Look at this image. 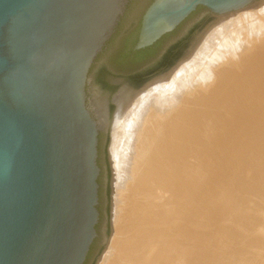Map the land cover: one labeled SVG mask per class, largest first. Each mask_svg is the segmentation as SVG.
Returning a JSON list of instances; mask_svg holds the SVG:
<instances>
[{"label":"water","instance_id":"95a60500","mask_svg":"<svg viewBox=\"0 0 264 264\" xmlns=\"http://www.w3.org/2000/svg\"><path fill=\"white\" fill-rule=\"evenodd\" d=\"M262 1L143 0L130 11L134 52L201 9L154 54L108 67L99 59L133 0H0V264H97L112 234L114 96L168 74L208 24Z\"/></svg>","mask_w":264,"mask_h":264},{"label":"bare ground","instance_id":"6f19581e","mask_svg":"<svg viewBox=\"0 0 264 264\" xmlns=\"http://www.w3.org/2000/svg\"><path fill=\"white\" fill-rule=\"evenodd\" d=\"M113 103L112 234L97 264H192L213 148L264 126V0L208 24L168 74Z\"/></svg>","mask_w":264,"mask_h":264},{"label":"rangeland","instance_id":"374dc122","mask_svg":"<svg viewBox=\"0 0 264 264\" xmlns=\"http://www.w3.org/2000/svg\"><path fill=\"white\" fill-rule=\"evenodd\" d=\"M263 130L247 122L240 145L213 148L215 158L202 183L208 200L203 210H195L189 247L183 240L192 264H264Z\"/></svg>","mask_w":264,"mask_h":264},{"label":"flooded vegetation","instance_id":"af4514ba","mask_svg":"<svg viewBox=\"0 0 264 264\" xmlns=\"http://www.w3.org/2000/svg\"><path fill=\"white\" fill-rule=\"evenodd\" d=\"M143 0H133V2L131 3V5L128 7L127 9V12L125 13V16L123 17L121 23L119 24V27H118V31H117V34L115 36H117V39L116 41L114 42H110L108 47H107V50L105 51V53H103L104 55L99 59V62H106L107 66L109 67V60L111 58H113L115 52L117 51V48H118V43H120L121 40H124V38L128 37L133 31H135L136 29L139 28V25H140V22L138 24V27H136L135 29H132V28H129L128 24L130 23V18H131V13L130 11H133V9L137 6V4H139L140 2H142ZM153 0H148L147 2V5H146V8L149 4H151ZM145 8V9H146ZM200 10V9H199ZM198 10V11H199ZM197 11V12H198ZM196 12V13H197ZM194 13L189 19H187L184 23H182L175 32H173L172 34H169L165 37H163L160 41L158 42H161L163 39L169 37V36H172L173 34H175L176 32H178L181 28H183L184 26H186L187 22H189L191 20V18L196 14ZM114 36V37H115ZM113 40V39H112ZM157 42V43H158ZM156 43V44H157ZM155 44V45H156ZM154 45V46H155ZM152 46V47H154ZM150 47V48H152ZM153 61V60H152ZM108 62V63H107Z\"/></svg>","mask_w":264,"mask_h":264},{"label":"trees","instance_id":"16d2710c","mask_svg":"<svg viewBox=\"0 0 264 264\" xmlns=\"http://www.w3.org/2000/svg\"><path fill=\"white\" fill-rule=\"evenodd\" d=\"M201 9V8H200ZM138 33H139V28L136 29L135 31H133L128 37L124 38L123 41H125V45L127 47V45L129 43H131V49L128 51V52H125V51H118L114 54L113 57L115 61H119V60H122V59H126L128 58L130 55L134 56V57H143V56H146V55H151V54H154L156 52V50L158 49V47L163 43V41L166 39H163L161 42H158L154 47L152 48H148V49H145V50H142V51H139V52H134L133 51V47L135 46L136 44V41H137V37H138ZM117 39V36H115L112 40V42L116 41Z\"/></svg>","mask_w":264,"mask_h":264}]
</instances>
